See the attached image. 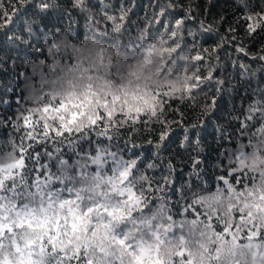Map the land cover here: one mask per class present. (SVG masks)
Masks as SVG:
<instances>
[{"label": "trees", "instance_id": "obj_1", "mask_svg": "<svg viewBox=\"0 0 264 264\" xmlns=\"http://www.w3.org/2000/svg\"><path fill=\"white\" fill-rule=\"evenodd\" d=\"M0 264H264V0H0Z\"/></svg>", "mask_w": 264, "mask_h": 264}, {"label": "rangeland", "instance_id": "obj_2", "mask_svg": "<svg viewBox=\"0 0 264 264\" xmlns=\"http://www.w3.org/2000/svg\"><path fill=\"white\" fill-rule=\"evenodd\" d=\"M127 186H123L121 189L125 192L127 190Z\"/></svg>", "mask_w": 264, "mask_h": 264}]
</instances>
